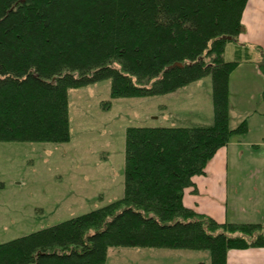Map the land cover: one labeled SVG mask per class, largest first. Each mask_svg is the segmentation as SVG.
Listing matches in <instances>:
<instances>
[{
  "label": "trees",
  "instance_id": "1",
  "mask_svg": "<svg viewBox=\"0 0 264 264\" xmlns=\"http://www.w3.org/2000/svg\"><path fill=\"white\" fill-rule=\"evenodd\" d=\"M247 2L0 0V141H68L70 88L103 80L124 98L210 76L214 110L211 125L128 126L122 197L0 243V264H104L117 246L206 250L227 264L231 249L264 247L263 223L219 222L183 202L218 149L248 131L229 123L240 61L224 56Z\"/></svg>",
  "mask_w": 264,
  "mask_h": 264
},
{
  "label": "rangeland",
  "instance_id": "2",
  "mask_svg": "<svg viewBox=\"0 0 264 264\" xmlns=\"http://www.w3.org/2000/svg\"><path fill=\"white\" fill-rule=\"evenodd\" d=\"M244 52L230 41L224 56L244 65L254 58ZM239 66L229 77V96L235 103L245 82L241 79L244 66ZM110 87V80H103L70 88L66 142L0 141V243L122 197L128 126H194L214 121L210 76L156 96L114 98ZM258 88L257 82L247 83L254 100L264 97L263 87ZM230 111V125L242 122L237 110ZM104 264L211 262L206 250L117 246L108 249Z\"/></svg>",
  "mask_w": 264,
  "mask_h": 264
},
{
  "label": "crops",
  "instance_id": "3",
  "mask_svg": "<svg viewBox=\"0 0 264 264\" xmlns=\"http://www.w3.org/2000/svg\"><path fill=\"white\" fill-rule=\"evenodd\" d=\"M242 25L243 30L234 42L246 51L244 54L254 58L247 59L245 66L238 65L244 66L241 79L245 82L240 88L239 101L235 100L237 103L229 96V111L237 110L240 119L247 120L248 131L233 136L218 149L206 172L194 176V184L185 189L183 202L219 222L264 224V97L254 100L253 93L246 90L247 83L254 82L259 83V90L264 89V72L259 65L264 60V0H248ZM227 264H264V247L231 249Z\"/></svg>",
  "mask_w": 264,
  "mask_h": 264
},
{
  "label": "water",
  "instance_id": "4",
  "mask_svg": "<svg viewBox=\"0 0 264 264\" xmlns=\"http://www.w3.org/2000/svg\"><path fill=\"white\" fill-rule=\"evenodd\" d=\"M178 65L180 64V63H177Z\"/></svg>",
  "mask_w": 264,
  "mask_h": 264
}]
</instances>
